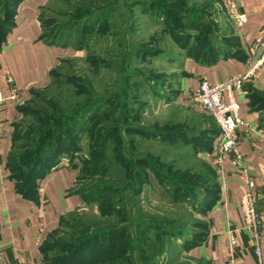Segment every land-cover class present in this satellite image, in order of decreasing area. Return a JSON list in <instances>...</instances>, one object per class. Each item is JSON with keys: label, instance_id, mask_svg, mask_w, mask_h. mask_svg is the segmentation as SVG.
<instances>
[{"label": "rangeland", "instance_id": "374dc122", "mask_svg": "<svg viewBox=\"0 0 264 264\" xmlns=\"http://www.w3.org/2000/svg\"><path fill=\"white\" fill-rule=\"evenodd\" d=\"M220 1L47 0L43 5L44 36L69 53L54 69L52 84L22 107L12 168L21 177L27 146L67 128L73 139L66 145L77 141L78 146L71 162L63 146L57 168H80L78 188L88 200L48 239L46 247L56 249L45 253L47 260L63 264L65 251L79 240L129 219L130 264H208L183 257L185 251L173 242L192 213L172 197L179 188L212 192L216 177L206 158L218 135L210 116L175 96L174 73L184 58L175 39L187 41L190 24L202 30L210 23L206 30L230 32L232 21ZM3 11L4 6L0 21ZM147 176L153 185L139 193ZM158 182L172 190L169 198ZM0 264H7L1 255Z\"/></svg>", "mask_w": 264, "mask_h": 264}, {"label": "crops", "instance_id": "0c3cea01", "mask_svg": "<svg viewBox=\"0 0 264 264\" xmlns=\"http://www.w3.org/2000/svg\"><path fill=\"white\" fill-rule=\"evenodd\" d=\"M46 1L24 0L14 16V28L0 47V90L7 96L4 75L9 72L22 94L17 103L8 101L5 111L0 114V255L7 264H44L42 246L60 229L63 218L84 210L87 205L83 196L74 192L80 177L78 166L59 167L41 180L38 201H30L19 194L8 168L22 107L35 91L52 84V72L69 53L44 39L40 10ZM220 2L228 16L225 4ZM236 2L249 17L243 28H236L233 22L230 32L222 28L216 32L206 30L210 23L202 30H197L193 24L188 26L191 38L203 33L207 40L203 45H197L203 48L193 55L190 53L193 40L187 49H179L184 58L174 73L173 83L179 92L176 95L179 101L186 100L204 80L216 85L244 73L249 62L262 52L253 45L264 28V0ZM234 98L240 105V116L244 121L238 131V144L249 178L255 185L254 192L263 197L264 221V69L255 80L236 90ZM206 159L211 165L210 159ZM224 167V172L217 174L221 186L220 201L205 214L191 209L192 218L186 226L188 236L197 235L204 229V242L185 252L183 257L205 260L208 264H231L229 234L238 230L235 264H257L254 237L249 231L241 230V202L250 188L246 177L240 171L235 172L228 161ZM261 248L264 263V231Z\"/></svg>", "mask_w": 264, "mask_h": 264}, {"label": "trees", "instance_id": "16d2710c", "mask_svg": "<svg viewBox=\"0 0 264 264\" xmlns=\"http://www.w3.org/2000/svg\"><path fill=\"white\" fill-rule=\"evenodd\" d=\"M23 1L24 0H17L16 2H14V0H5L6 5L3 3V1H0V9L1 7L4 6L3 18L0 21V47L2 43L5 41L8 33L11 31L12 28H14L13 27L14 16L17 12L18 7ZM13 5L16 6L15 8L16 11L13 10ZM178 36L183 37L180 34ZM174 37L176 38V36ZM44 39H46L45 36ZM175 40L178 42V44H180L179 46L183 50L187 49L190 42L193 40L191 42L192 50H190V53H192L193 55L195 51L198 52L202 50L203 48L202 46L198 47L199 43L200 45H203L204 42L207 40V38L203 33H201L200 35L198 34L196 38H191V36H189V39H187V41L186 40L183 41L180 38H176ZM52 78H53V72H52ZM178 93L179 92H177L176 90V95H178ZM211 119L213 120V118ZM215 127L217 128L218 131L217 134L219 135V130L216 124ZM72 131L73 134L76 132L75 129ZM68 133H69L68 129L65 128L64 130H59L57 132H48L47 134L45 133V135L43 136L41 135L39 139L33 138L35 140L34 143L33 144L29 143L30 145L27 146L26 152L24 155H22L21 158V161L27 166L26 173L22 174L21 177L16 176V173L12 168L13 160H12V152H11L8 168L11 172L12 179L16 182L17 191L19 192V194H22V196L25 199H28L30 201H38L39 182L45 179V177H47L52 171L57 169V165L59 164L58 158L61 155L60 153L63 149V146H64V157L68 158L70 162L75 158L74 153L76 151V146H78L77 141H72L70 145H66V143H68L70 140L73 139L72 137L69 136ZM178 135L181 136L180 134ZM160 136L165 138H167V136L173 138L177 137L176 133L175 134L171 133L168 135L162 133ZM165 138L164 139L162 138L161 140L167 141ZM211 151L212 150H210V152ZM211 168L216 177L215 186L212 189L211 193L206 189L192 192L190 190L186 191L179 188L178 191L180 193L174 194V196L172 197L173 201L179 205L188 204L191 207V209L201 214H205L207 211L212 209L215 206V204H217L218 201H220L219 199L221 196V186L217 180V172L215 171V169H213V167ZM22 178H25L23 183L21 181ZM152 183H153L152 178H150L149 176H147L145 182L144 181L139 182V187H138L139 193L142 192L144 186L150 185ZM159 184L167 194L172 195L171 193L172 190L170 188L164 187L161 184V182ZM74 192L78 195L83 196L84 201L87 204L88 200L86 198L87 196H85V190H80L79 188H77ZM117 210L121 211V209H117ZM64 220L65 219L63 218L62 222ZM124 222L117 225L116 227L110 228V230L108 229V231H103L93 236H89L88 238L85 237L84 239L79 240L75 246H71L65 251L66 256L64 258L63 264H130L132 263V261L134 260L132 254L134 241L133 238L131 237L132 234L130 232L131 230L130 224L132 223V221L128 219V221H124ZM139 226L141 227V229L142 227L148 228L146 224H142V223ZM200 229L203 228L200 227ZM204 234L205 231L203 229L201 230V232L198 231L197 235L192 233V235L188 236V232L185 228V230H180L179 233L175 234V238L173 239L174 240L173 242H175L178 247L182 248L183 251L189 252L194 248L199 247L204 242ZM178 239H181L182 242L180 243L177 242ZM47 241L42 246V253L44 255V264H58L57 262H61V261L63 262V259L62 260L60 259L59 261H51V260L49 261L46 259L45 253H47L49 250L56 249L55 246H52L51 248L48 249V247H46Z\"/></svg>", "mask_w": 264, "mask_h": 264}, {"label": "built area", "instance_id": "2783aa9c", "mask_svg": "<svg viewBox=\"0 0 264 264\" xmlns=\"http://www.w3.org/2000/svg\"><path fill=\"white\" fill-rule=\"evenodd\" d=\"M228 12L229 19L235 24L236 28H243L248 22V16L242 12L236 0H222ZM253 47L262 49V52L253 58L247 70L233 77L232 79L212 85L207 80L201 82L200 87L191 92L185 102L190 107L197 109L211 118L219 130L214 151L207 157L218 175L224 172L226 161L230 163L232 169L240 171L246 177V183L250 191L243 197L241 202L242 225L241 230L249 231L255 240V254L257 264L263 263V252L261 248V238L264 231L263 211L261 203L263 197L255 193V185L249 178L248 168L244 165V158L238 144V131L244 125L240 116V105L234 98V92L242 89L249 82L255 80L259 73L264 69V28L260 36L255 40ZM5 83L7 85V96L0 90V114L5 111L8 101L17 103L21 98V92L16 88L14 77L9 72H5ZM228 97L229 101L226 100ZM238 230L229 234L231 248V264H235L236 249L238 248ZM13 264V263H9ZM28 264V263H14Z\"/></svg>", "mask_w": 264, "mask_h": 264}]
</instances>
